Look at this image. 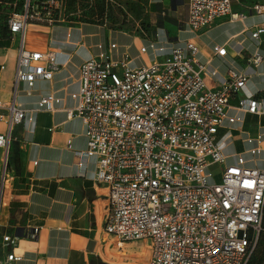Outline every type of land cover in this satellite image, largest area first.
Instances as JSON below:
<instances>
[{
    "label": "built area",
    "instance_id": "built-area-1",
    "mask_svg": "<svg viewBox=\"0 0 264 264\" xmlns=\"http://www.w3.org/2000/svg\"><path fill=\"white\" fill-rule=\"evenodd\" d=\"M231 2L187 0V29L198 33L219 20H241L242 15L232 13ZM67 4L68 0H24L20 8L17 2L11 4L8 30L20 41L12 100L0 102V209L3 191L13 181V130L35 125L33 113L15 103L18 85L31 91L37 80L49 82L57 70L54 51L23 49L24 32L28 24L65 23ZM252 11L261 14L262 8L255 5ZM135 32L149 36L141 25ZM262 37L264 23L250 32L258 46ZM167 46L150 42L154 61L130 68L129 56L113 58L116 45L109 44L107 52L81 64L78 91L69 96L76 106L66 111L67 119H81L86 140L85 151L76 153L79 166L91 163L88 179L106 191L102 233L117 249L140 243L144 264H249L264 213V166L257 161L264 137L246 136L247 147L241 152L232 146L247 116L264 117V92L246 89L263 57L249 56L245 71L229 68L221 75L210 61L197 59L193 42ZM145 51L139 49L140 54ZM225 54V46L215 52L220 58ZM59 104L60 99L45 95L34 112L53 113ZM212 167L219 168V183ZM37 234L34 228L32 237ZM16 251V239L0 228V264L21 262Z\"/></svg>",
    "mask_w": 264,
    "mask_h": 264
},
{
    "label": "crops",
    "instance_id": "crops-1",
    "mask_svg": "<svg viewBox=\"0 0 264 264\" xmlns=\"http://www.w3.org/2000/svg\"><path fill=\"white\" fill-rule=\"evenodd\" d=\"M186 1L145 0V25L150 31L146 39L135 31L112 30L90 23L28 24L23 49L54 51L57 70L51 81L37 80L31 91L19 84L15 97L17 105L35 116V125L26 123L13 130L17 138L9 152L13 181L3 191L0 209L1 231L16 239V252L22 256L17 264H144L146 259L140 243L117 249L113 240L102 233L106 191L88 179L93 171L91 163L83 169L79 166L76 153L86 149L84 127L80 118L67 119L66 111L76 106L69 96L78 91L79 68L84 61L107 52L109 44H115L112 57L118 59L127 54L130 68H139L154 61L150 42L183 47L190 41L198 47L197 59L201 63L210 61V66L221 75L229 68L245 71L247 57L262 56V63L246 89L252 94L264 92V37L260 46L250 38L251 30L264 23V0H232V13L242 15L241 20H219L198 33L190 32L185 25ZM255 5L262 8L261 14L252 11ZM19 41V36L0 37V66H4L0 70L2 103L12 100ZM222 46L226 48L225 56L216 57L217 48ZM141 47L146 49L144 54L139 53ZM207 81L211 82L209 78ZM49 94L60 99L56 111L34 112L39 99ZM262 118H256V125L251 128H246L245 120L241 133L234 134L233 149H245L243 140L248 135L259 133L264 137ZM262 148L257 161L264 166V144ZM34 228L38 234L32 237ZM251 261L264 264V251L255 254Z\"/></svg>",
    "mask_w": 264,
    "mask_h": 264
},
{
    "label": "rangeland",
    "instance_id": "rangeland-1",
    "mask_svg": "<svg viewBox=\"0 0 264 264\" xmlns=\"http://www.w3.org/2000/svg\"><path fill=\"white\" fill-rule=\"evenodd\" d=\"M12 1L17 2L20 6L24 2V0H0V25H2L3 17H6L12 11ZM87 2L89 4L88 8H84V6L82 7L83 2L80 1L71 4V6H67V9L64 12L65 22L68 23L69 20L74 21L79 18L84 19L86 15L88 16L91 10L90 8L94 5L95 1L88 0ZM146 8V4L136 0H113V2H107L104 9L105 18L103 19V26L105 25L112 30H122L131 33L132 31H135L138 25H144L148 21ZM72 24L76 25L78 22ZM250 118L251 117L247 118L246 128H251L253 125H256V122ZM237 149L240 150L239 148ZM227 151V153H231V149ZM210 170L214 175V181L219 183V168L212 167ZM262 234L260 235L259 244L261 239L263 240L262 242H264V232H262Z\"/></svg>",
    "mask_w": 264,
    "mask_h": 264
},
{
    "label": "trees",
    "instance_id": "trees-1",
    "mask_svg": "<svg viewBox=\"0 0 264 264\" xmlns=\"http://www.w3.org/2000/svg\"><path fill=\"white\" fill-rule=\"evenodd\" d=\"M77 1L83 2L82 7L84 6V8H88L89 7V4L87 2L88 0H68L67 6H71V4H73V3L77 2ZM92 1H95V3L90 8L91 10H90L88 16L84 15L85 16L84 19L83 18H79L78 20H74V21L69 20V22H71V23H75V22H78V23H90V24H96V25H103V19L105 18L104 17L105 16V10L104 9H105V6H106L107 2L105 0H92ZM136 1L141 2V3L145 2V0H136ZM19 6H20V4H18V8L21 7V6L20 7ZM8 15L6 17H3L2 25H0V37H8V36H10L9 30H8V25H7ZM141 26H142V28H144L146 30V32L150 33V31L148 30V28H147V26L145 24L141 25ZM262 96H264V93L262 94ZM248 117H250V116H247V118ZM247 118H246V122H247ZM250 119L256 121L255 120L256 117H253V118H250ZM261 124H264V117L261 119ZM262 224H263V228H262ZM262 224H261L260 235L262 234V232H264V213H263V218H262ZM260 235H259V239H258V243L256 245V248H255V250H254V252H253V254H252L251 258H250L249 264H251V262H252L251 260H253L255 254L259 253L261 250L264 251V242H262L263 241L262 239H261L260 244H259ZM99 264H103V263L99 262Z\"/></svg>",
    "mask_w": 264,
    "mask_h": 264
}]
</instances>
